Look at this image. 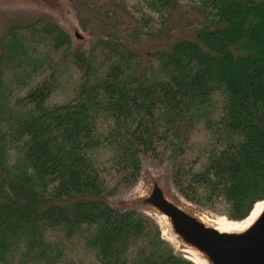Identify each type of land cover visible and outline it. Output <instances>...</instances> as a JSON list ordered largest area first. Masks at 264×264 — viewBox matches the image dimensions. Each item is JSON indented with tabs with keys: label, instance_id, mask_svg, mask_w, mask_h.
I'll list each match as a JSON object with an SVG mask.
<instances>
[{
	"label": "trees",
	"instance_id": "16d2710c",
	"mask_svg": "<svg viewBox=\"0 0 264 264\" xmlns=\"http://www.w3.org/2000/svg\"><path fill=\"white\" fill-rule=\"evenodd\" d=\"M146 1L151 15L88 48L45 17L0 38V264H196L154 217L109 202L138 183L145 155L172 163L183 198L230 220L264 200V0ZM182 4L206 20L195 38L140 54ZM66 63L80 80L52 103Z\"/></svg>",
	"mask_w": 264,
	"mask_h": 264
},
{
	"label": "rangeland",
	"instance_id": "374dc122",
	"mask_svg": "<svg viewBox=\"0 0 264 264\" xmlns=\"http://www.w3.org/2000/svg\"><path fill=\"white\" fill-rule=\"evenodd\" d=\"M145 13L150 15L153 13L146 0H0V38L14 26L28 25L45 17L61 24L72 35L75 47L88 48L92 42L105 33H112L117 29L130 30V25H137V19L143 18ZM202 21L206 20L195 8L182 4L169 18V25L174 28L164 26L161 33L145 38L135 47L140 54L147 57L155 51L170 48L177 41L194 39ZM176 22L179 23L178 27L175 25ZM149 25L159 31L157 23L151 21ZM77 34H80V37ZM42 51L51 55L53 63L58 62L62 55L61 51L53 50L51 46L44 47ZM100 58H102V53ZM49 72V69L40 70L35 81L41 80ZM79 80L78 69L69 63L61 66L58 70L59 86L53 93L51 102L62 103L69 100L73 96ZM203 137V129L195 131L192 143H200L203 141ZM106 157L105 151L103 161H106ZM172 166L171 162L161 164L151 156H143L142 172L138 183L130 188L121 186L116 196L109 199L110 204L120 210L134 208L143 211L159 222V218L150 207L139 206L136 203V199L150 189L152 180L159 178L165 184L169 195L188 210L202 215L208 221L217 217L230 220L225 215L200 208L183 198L171 182ZM116 183V179H111L108 182L110 186ZM173 244L178 252L189 256L180 246ZM82 258L83 264H96L88 256L82 255Z\"/></svg>",
	"mask_w": 264,
	"mask_h": 264
},
{
	"label": "water",
	"instance_id": "95a60500",
	"mask_svg": "<svg viewBox=\"0 0 264 264\" xmlns=\"http://www.w3.org/2000/svg\"><path fill=\"white\" fill-rule=\"evenodd\" d=\"M136 203L166 216L171 231L209 264H264V207L246 228L223 230L172 198L159 178L152 180L150 189Z\"/></svg>",
	"mask_w": 264,
	"mask_h": 264
},
{
	"label": "bare ground",
	"instance_id": "6f19581e",
	"mask_svg": "<svg viewBox=\"0 0 264 264\" xmlns=\"http://www.w3.org/2000/svg\"><path fill=\"white\" fill-rule=\"evenodd\" d=\"M264 207V201H260L256 204L255 209L253 210L252 214L247 217L246 219L242 220V221H228L226 218L224 217H217L215 219H212V221L214 222L215 225H217L219 228L223 229V230H242L244 228H246L248 225H250V223H252V221L255 219V217L257 216V214L259 213V211ZM157 217L159 218V223L163 229V234L166 238H168L169 240H171L173 243L177 244L178 246H180V248H182L183 246H185L186 248H182L186 253L189 254L190 257H192V259H194L198 264H209L208 261L206 259H204L202 257V255L194 250L193 248L185 245L172 231L170 228V225L168 223L167 217L162 215V214H158L156 212H154Z\"/></svg>",
	"mask_w": 264,
	"mask_h": 264
}]
</instances>
